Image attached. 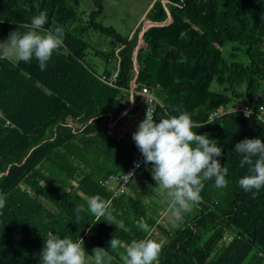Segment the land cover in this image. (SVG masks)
<instances>
[{
  "label": "trees",
  "instance_id": "16d2710c",
  "mask_svg": "<svg viewBox=\"0 0 264 264\" xmlns=\"http://www.w3.org/2000/svg\"><path fill=\"white\" fill-rule=\"evenodd\" d=\"M81 3L0 0L2 37L28 31L41 12L48 18L45 30L57 25L64 32V46L44 71L35 59H0V195L6 198L0 210V264H40L49 233L77 241L90 227L93 235L85 242L108 249L110 264H123L126 247L146 236L162 245L157 264H264V189L253 199L239 186L248 166H239L241 156L234 151L245 139L264 140V124L237 112L209 119L221 108L256 97L264 104V0H155L146 20L164 24L171 16L172 22L146 29L145 44L136 53L148 24L123 37L97 22L100 9L77 26ZM91 28L112 38L111 53L96 52L114 64L101 74L86 62L91 46L85 35ZM138 68L134 108L123 116ZM115 70L116 87L99 79ZM213 84L224 90H214ZM143 88L158 99L156 121L187 113L198 135L217 141L228 185L217 189L214 181H205L201 201L181 216L186 220L174 231L128 191L112 200L110 218L81 213L78 221L75 206L86 207L96 195L110 201L101 182L125 172L134 158L136 145L128 131L143 104ZM111 116L119 120L114 131ZM150 169L134 181L153 184ZM155 231L162 239L153 236ZM114 236L121 241L115 250L109 249Z\"/></svg>",
  "mask_w": 264,
  "mask_h": 264
},
{
  "label": "clouds",
  "instance_id": "9594fccd",
  "mask_svg": "<svg viewBox=\"0 0 264 264\" xmlns=\"http://www.w3.org/2000/svg\"><path fill=\"white\" fill-rule=\"evenodd\" d=\"M47 19L46 13L41 12L31 19L28 31L10 32L6 41H0V59L14 58L25 63L35 59L39 69L46 70L48 62L62 46L64 37L60 26L53 25L45 30ZM130 102L134 103L135 100ZM244 115L251 118L253 111L246 109ZM256 118H264V105L259 107ZM197 127L187 113L156 121L152 108L148 107L145 119L132 135L144 164L152 165V179L158 185L154 189L166 194L168 211L177 218L190 212L201 201L205 181H214L217 189L228 185V168L217 159L223 155V149L207 134L198 135L193 130ZM234 151L241 156L239 166H248V174L240 178L238 184L255 199L264 189V140L245 139L235 144ZM110 204L111 201L99 195L89 197L86 207L85 204L75 206L76 219L79 221L82 218L81 213H90L97 220L110 218ZM5 206L6 198L0 195V210ZM119 227L124 228L123 222ZM140 228L145 233L149 231L148 225L142 220ZM109 244V249L115 250L121 246V241L114 236ZM161 251V243L151 237L133 240L122 256L123 264H157ZM111 259L108 249L97 247L93 249V255L89 256L82 239L73 241L52 233L44 239L40 254V264H89V260L94 264H110Z\"/></svg>",
  "mask_w": 264,
  "mask_h": 264
},
{
  "label": "rangeland",
  "instance_id": "374dc122",
  "mask_svg": "<svg viewBox=\"0 0 264 264\" xmlns=\"http://www.w3.org/2000/svg\"><path fill=\"white\" fill-rule=\"evenodd\" d=\"M154 1L155 0H82L81 6L78 9L80 17L76 25H86L90 20L91 13L101 9L97 22L102 23L106 27H113L120 35L128 37L131 36L141 24L145 23L147 11ZM86 32L85 39L91 46L86 56V62L92 69L101 74L106 68L110 69L114 64H106L103 58L96 55V52L111 53L112 38L92 28ZM7 39L8 38L2 37L0 29V41H6ZM230 48L231 46H228L226 50ZM226 54L228 55V51ZM244 59L245 55L242 54V60ZM212 88L214 90H224L220 89L216 84H213ZM238 89L239 91L245 90L244 87H239ZM261 91H264V83ZM133 133V130H129L128 137L132 139ZM156 187H158L156 182L147 187H143L137 181H133L128 189V193L145 203L150 208L151 213L155 211V213H158L160 216V212L162 211L161 223L167 226L171 231H174L186 219L183 220L184 216L177 218L168 211L167 204L165 203L167 199L166 194L154 189ZM153 236L162 239V235L158 232L156 233V231L153 233ZM231 238L232 236H229L227 241ZM86 253L91 256L93 255V250L86 251ZM89 264H94V262L89 260Z\"/></svg>",
  "mask_w": 264,
  "mask_h": 264
},
{
  "label": "built area",
  "instance_id": "2783aa9c",
  "mask_svg": "<svg viewBox=\"0 0 264 264\" xmlns=\"http://www.w3.org/2000/svg\"><path fill=\"white\" fill-rule=\"evenodd\" d=\"M62 46L64 45L62 44ZM117 74L118 72L117 70H115L110 75L99 76V79L108 86L116 87ZM132 88L133 86L131 87V101H134L135 93H133ZM140 95H142L143 97V104L138 109V111L135 112L133 116L131 128L134 131L137 130L139 123L145 119V114H146V110L148 109V107L152 108L153 117L155 119L156 106L159 103L158 99L156 98L154 93L149 88H143L140 92ZM262 105L264 104L259 103V97H256L253 101L247 100L244 104H237L236 106H229L227 108H221L219 111L213 112L210 115L209 119L210 121H212L220 117L221 115L231 113V112L241 113L245 117L244 112L246 109H251L253 111L252 117H257L258 112H259V107ZM133 108H134V103L130 102L128 109H130L131 111ZM259 121L262 124H264V118L260 119ZM7 124H10V123L8 122ZM108 124H109L110 129L114 131L119 124V120L115 121L113 117L111 116ZM69 126H72V124H69ZM119 139H121V137ZM143 160L144 158L142 154L139 152L138 148L136 147L134 151V158L131 164L129 165V167L126 169V171L120 174L110 175L109 177H107L101 182L102 186L111 194V200H110L111 202L113 199L118 198L124 195L125 193H127L133 181L137 179V177L142 171L152 168L150 164L145 165ZM129 174H133V175H129ZM92 235L93 234L91 232V227H90L86 229L81 239L85 242L86 240L90 239Z\"/></svg>",
  "mask_w": 264,
  "mask_h": 264
},
{
  "label": "water",
  "instance_id": "95a60500",
  "mask_svg": "<svg viewBox=\"0 0 264 264\" xmlns=\"http://www.w3.org/2000/svg\"><path fill=\"white\" fill-rule=\"evenodd\" d=\"M170 22H172V17H171V16H169L168 21H167L166 23H164V24H168V23H170ZM145 24H148V26H146V27L143 29V32H142V34H141V36H140V43H139V45L137 46L135 53H136V52H137L142 46H144V44H145V43H144V32L146 31V29H149V28L154 27V26H161V25H164V24H158V23H149V20H146V21H145ZM138 74H139V68H138V70H137V72H136L135 79H134V81H133V83H132V86H133L132 91H133V93H135V87H136V82H137ZM129 111H130V109L126 110V111L123 113V116L126 115Z\"/></svg>",
  "mask_w": 264,
  "mask_h": 264
},
{
  "label": "crops",
  "instance_id": "0c3cea01",
  "mask_svg": "<svg viewBox=\"0 0 264 264\" xmlns=\"http://www.w3.org/2000/svg\"><path fill=\"white\" fill-rule=\"evenodd\" d=\"M141 36V35H140ZM137 199V198H136ZM154 212V211H153ZM160 217L162 216V211L160 212ZM162 219V217H161ZM161 219H158V223H161ZM162 224V223H161ZM84 247H85V251H92L94 248L92 247H89V244H87V242H85L84 244Z\"/></svg>",
  "mask_w": 264,
  "mask_h": 264
}]
</instances>
